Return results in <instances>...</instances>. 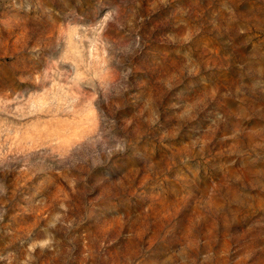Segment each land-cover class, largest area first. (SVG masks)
I'll return each instance as SVG.
<instances>
[{"label": "rangeland", "instance_id": "obj_1", "mask_svg": "<svg viewBox=\"0 0 264 264\" xmlns=\"http://www.w3.org/2000/svg\"><path fill=\"white\" fill-rule=\"evenodd\" d=\"M0 264H264V0H0Z\"/></svg>", "mask_w": 264, "mask_h": 264}]
</instances>
